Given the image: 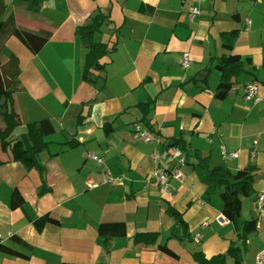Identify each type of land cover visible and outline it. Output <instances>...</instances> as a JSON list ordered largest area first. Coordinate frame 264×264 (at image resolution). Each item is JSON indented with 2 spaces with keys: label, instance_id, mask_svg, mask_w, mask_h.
Wrapping results in <instances>:
<instances>
[{
  "label": "crops",
  "instance_id": "1",
  "mask_svg": "<svg viewBox=\"0 0 264 264\" xmlns=\"http://www.w3.org/2000/svg\"><path fill=\"white\" fill-rule=\"evenodd\" d=\"M20 1L8 21L49 31L51 38L33 54L0 31V53L7 49L19 58L12 103L21 119L17 128L24 131L43 118L55 123L56 132L46 137L49 145L40 153L52 190L41 195L40 173L0 147V242L19 252L0 250V264H199L195 252L211 256L239 245L233 224L219 220L218 194L205 199L197 167L153 159L154 151L179 138L191 154L209 157L210 168L255 169L256 193L243 198L242 217L256 218L258 229L241 247L245 264H264L258 262L264 253V212L255 206L264 193V0H44L31 9ZM8 5L0 0V22L6 21L2 13ZM195 7L199 14L192 18ZM94 15L107 17L94 40L109 43L112 52L91 83L83 79L90 43L77 28ZM223 34H235L234 50L244 70L222 100L216 91L222 76L218 57L228 53ZM186 53L188 68L182 64ZM4 67L5 72L11 67L9 58ZM254 81L258 102L246 98ZM151 100L144 116L139 105ZM107 122L112 131L106 132ZM146 130L152 141L143 139ZM70 140L77 144L68 146ZM224 148L239 150V157L224 159ZM88 151L102 156L104 166L89 165ZM158 166L183 173V180L170 177L173 198L154 178ZM107 169L126 178L104 184ZM92 182L101 185L93 188ZM171 205L183 212L190 238L174 231L178 218ZM48 212L59 222L38 231L33 221ZM115 221L126 222L127 234L100 242L99 224ZM146 232L157 233L156 239L137 238ZM198 234L200 244L194 241ZM227 264L234 260L229 257Z\"/></svg>",
  "mask_w": 264,
  "mask_h": 264
},
{
  "label": "trees",
  "instance_id": "2",
  "mask_svg": "<svg viewBox=\"0 0 264 264\" xmlns=\"http://www.w3.org/2000/svg\"><path fill=\"white\" fill-rule=\"evenodd\" d=\"M29 2L31 9L33 4H40L44 0H26ZM38 10V9H37ZM105 16L94 15L89 23L81 25L77 28V32L82 39L90 43V48L87 53L84 66L83 79L87 82L96 83L99 79V72L105 67L104 58L108 56L112 49L109 48L107 42H96L95 34L101 30L106 21ZM0 31L6 35L16 37L26 48L33 54H38L44 45L51 38L52 33L36 32L27 29L17 24L15 21H1ZM224 47L228 53L223 54L219 58L222 65L221 81L217 87L216 96L220 99H225L236 83L233 79L240 74L244 68L242 67V57L234 50L235 34H223ZM115 48V47H113ZM5 55L11 61V67L4 72L0 63V142L2 150L11 154V159L22 162L28 169H35L41 176L40 194H46L52 190V187L47 184L45 177V166L41 162L40 153L47 149L49 142L46 137L56 132L55 123L50 118H43L39 121H34L28 124L27 131L20 138H12L14 130L20 125L21 119L18 113L13 109V93L18 87L20 81V66L19 58L9 50H4ZM264 71V61H263ZM210 67L204 69L205 76L208 75ZM258 82V81H254ZM264 83V80L262 81ZM153 100L140 104L144 116H147L151 110ZM83 116L79 117L82 122ZM106 132L113 130V123L107 122L104 126ZM151 129V127H149ZM68 146H74L77 141L70 140L66 142ZM174 145L186 152V160L190 165H195L203 178L206 185L205 199L212 201L213 196L218 194L221 212L223 216L228 218L233 224L238 235L239 245L230 246L226 252L217 253L207 256L203 251H198L193 254L194 259L199 264H227V259L231 257L234 264H245L243 259V249L252 234L258 229V220L256 218L244 219L242 217V200L244 197H250L256 193L255 182L258 177L255 174L253 167H245L232 171L226 165L215 166L210 168L209 157L201 156L196 152L191 154L190 148L187 146L183 138L172 139L167 147ZM171 211L177 216V223L174 227L176 233H183L184 237H191L189 227L183 217V212L178 211L172 205ZM48 222L58 223L59 219L53 216L50 212L42 215L33 221L35 228L42 231ZM128 232V227L124 221L102 222L98 226V234L100 242L108 244L115 237L125 236ZM145 236V240L156 239L157 233L146 232L137 235ZM13 238L21 244L28 243L17 235ZM163 249L170 254H174L167 245H161ZM0 250L6 253H19L12 246L0 242Z\"/></svg>",
  "mask_w": 264,
  "mask_h": 264
},
{
  "label": "built area",
  "instance_id": "3",
  "mask_svg": "<svg viewBox=\"0 0 264 264\" xmlns=\"http://www.w3.org/2000/svg\"><path fill=\"white\" fill-rule=\"evenodd\" d=\"M197 14H199V8L195 7L192 10V18H194ZM249 23H250V21H249ZM182 64L185 68L189 67V64H190L189 53L185 54V59L183 60ZM246 98L247 99L253 98L255 100V102H258L261 100V98L258 96V82H254L253 84H251L248 87V89L246 91ZM136 129L138 131H140L141 127L139 125H137ZM141 135H142L143 139L146 141H152L153 140V137L148 130L142 132ZM239 155H240L239 150L227 151L224 148L222 151V156L226 160L236 159L239 157ZM87 156L89 158H91L93 161L97 162L99 165L104 164V159L102 157L98 156L94 152L88 151ZM152 157L159 164L161 161H164L166 163L169 162L170 164L172 162H176L178 165H182V166L187 164L186 155L182 154V149L178 145L158 149V150L153 152ZM171 176H173L177 179L183 180V173L177 167L172 169V171H169L168 168L158 166V168L154 174L155 180L161 185L164 194L166 196H168L169 198L174 197V193H173V190H172L171 184H170V177ZM123 179H124V175H114L111 171L106 170L103 183L104 184H113V183L120 182ZM98 185L99 184L96 182L91 183L92 187H97ZM255 206H256V209H257L259 214L264 212V193H260L258 195V198L255 202ZM219 220H221L222 223H230V220L228 218H226L225 216L220 217ZM0 238H2L1 233H0ZM194 241L197 244H200L202 242V236L200 234H198L194 238ZM263 258H264V253H261L258 256V262L263 263L264 262Z\"/></svg>",
  "mask_w": 264,
  "mask_h": 264
},
{
  "label": "rangeland",
  "instance_id": "4",
  "mask_svg": "<svg viewBox=\"0 0 264 264\" xmlns=\"http://www.w3.org/2000/svg\"><path fill=\"white\" fill-rule=\"evenodd\" d=\"M7 2H8V7L3 11V13H2V20H6V21H8L10 18H11V16H12V14H13V6H14V3L16 4V5H20L21 4V1L20 0H7ZM22 26H26V27H30V25H28L27 23H23L22 24ZM5 53H4V51L3 52H1L0 53V62H1V66H2V69H3V71L6 69L4 66H5V63H7V60H8V57L6 56V55H4ZM5 72V71H4ZM14 94V93H13ZM21 124V123H20ZM137 125H139V124H136V126ZM135 126V127H136ZM140 126V125H139ZM19 127V126H18ZM141 127V126H140ZM27 128H28V125H26V130H21V129H19V128H17L14 132H13V134H12V138H20V137H22V134L23 133H25L26 131H27ZM141 130H142V127H141ZM141 130L139 131V132H141ZM0 147H2V143L0 142ZM97 154V153H96ZM98 156H100L99 154H97ZM100 157H102V156H100ZM103 158V157H102ZM87 159H90V162L88 163L89 165H92L91 163H92V159L91 158H89L88 156H87ZM95 162V161H94ZM96 163V165L98 166L99 164L97 163V162H95ZM104 164H105V162H104ZM104 164L103 165H100V166H104ZM93 165H95L94 163H93ZM107 170H109V169H107ZM109 171H111V170H109ZM105 172L106 171H104V174H105ZM112 172V171H111ZM113 173V172H112ZM114 175H124V174H114ZM126 178V175H124V179ZM93 183V182H92ZM96 183H98V182H96ZM103 183V182H102ZM99 185L97 186V187H99L100 185H101V183L99 182L98 183ZM113 184H115V183H113ZM91 186V185H90ZM92 187V186H91ZM93 188H96V187H93Z\"/></svg>",
  "mask_w": 264,
  "mask_h": 264
}]
</instances>
